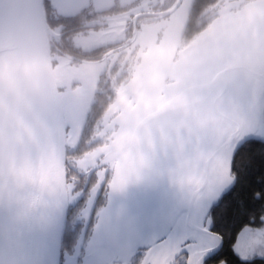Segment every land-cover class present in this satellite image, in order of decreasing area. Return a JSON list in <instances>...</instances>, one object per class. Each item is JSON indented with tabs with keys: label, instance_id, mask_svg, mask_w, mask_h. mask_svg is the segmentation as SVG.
I'll return each instance as SVG.
<instances>
[{
	"label": "water",
	"instance_id": "obj_1",
	"mask_svg": "<svg viewBox=\"0 0 264 264\" xmlns=\"http://www.w3.org/2000/svg\"><path fill=\"white\" fill-rule=\"evenodd\" d=\"M44 2L0 0V264H57L60 256L65 127ZM240 33L235 60L195 74L204 82L135 129L96 230L95 242L109 254H130L166 237L179 214L190 242L198 234L217 238L188 264H203L218 247L220 237L196 220L211 189L228 184L231 148L253 138L264 112V10L246 17Z\"/></svg>",
	"mask_w": 264,
	"mask_h": 264
},
{
	"label": "flooded vegetation",
	"instance_id": "obj_2",
	"mask_svg": "<svg viewBox=\"0 0 264 264\" xmlns=\"http://www.w3.org/2000/svg\"><path fill=\"white\" fill-rule=\"evenodd\" d=\"M216 1L204 4L190 0L184 7L185 0H104L102 4L93 0H45L54 74L59 66L95 67L99 73L89 101L84 98L85 89L75 82L68 91L67 86L64 88L70 95L67 101L64 93H59L68 203L57 264H188V250L165 248L166 237L120 255L106 252L95 242V235L108 207L116 165L129 151L135 129L171 99L204 82L195 78L204 57H193L190 52L210 38L208 28L229 25L226 15L212 12ZM179 13L186 20L177 52L144 59L142 50L148 42L141 37L156 28L163 31L167 20L172 15L179 18ZM154 39L148 46L161 42L160 37L157 44ZM145 69L151 73L165 70L152 88ZM149 90L155 93L150 95ZM186 241L194 243L188 238Z\"/></svg>",
	"mask_w": 264,
	"mask_h": 264
},
{
	"label": "rangeland",
	"instance_id": "obj_3",
	"mask_svg": "<svg viewBox=\"0 0 264 264\" xmlns=\"http://www.w3.org/2000/svg\"><path fill=\"white\" fill-rule=\"evenodd\" d=\"M96 4L104 3V0H93ZM188 2V3H187ZM190 0H185L184 7L189 4ZM189 6V5H187ZM187 8V7H186ZM209 8V7H208ZM208 8L206 10H208ZM212 12L216 13L218 16L226 15L228 17L229 25L226 27H220L217 29H209L206 31L207 35H211L207 41H204L199 47H195L191 50L193 57L196 54H202L204 57L201 60L200 65L198 66L195 73L199 76L201 73L207 70H211L214 67L227 65L238 56V47H239V36L242 30L243 24L252 12L264 10V0H217L216 4L211 8ZM178 15H172L163 28H156L153 33L143 35L141 38L143 42H149L153 40L157 44L159 37L161 42L157 46L148 44L145 46V49L142 50L144 59L157 58V56L168 57L174 55L179 46L180 31L184 27L185 17L183 14L179 13ZM159 36V37H158ZM165 70L158 71L157 73H151L148 69H145L144 73L147 74L146 79L149 80L150 86L157 82V79H160ZM57 76L56 84L57 90L59 93H64L65 101L69 98L68 86L73 84V82L79 84V86L84 90L85 89V99L89 101L93 98L99 73L97 69L83 66V67H73V68H63L59 66L58 70L55 71ZM54 74V75H55ZM194 74V73H193ZM67 86V91L64 89ZM5 91L2 70L0 67V106L3 101V93ZM150 95L154 94V90H149ZM259 120L257 121L256 129L251 133L253 138L264 140V118H262V113L257 116ZM1 118V117H0ZM1 123V119H0ZM239 143L237 141L235 145L231 148V151ZM124 157V156H123ZM117 163V160H115ZM233 182V175L229 173L227 178V186ZM186 217L184 214H179L176 216L175 222L172 226V230L166 235L165 248L174 246L182 247L188 250V257L192 254H198L204 250H209L210 248L217 245V238L213 235H202L198 234V240L194 243H189L186 241V228H185ZM198 221V222H197ZM197 224L201 229L207 231L209 224L208 218V204L205 207H201L198 214ZM264 227V226H263ZM251 231L255 232L259 230L258 228H249ZM236 255L243 260H252V258H262L260 253L264 251V248L258 249L255 253L241 250L239 248H234ZM178 250L176 251V255ZM192 262V259H189V263ZM223 264V263H220Z\"/></svg>",
	"mask_w": 264,
	"mask_h": 264
},
{
	"label": "snow or ice",
	"instance_id": "obj_4",
	"mask_svg": "<svg viewBox=\"0 0 264 264\" xmlns=\"http://www.w3.org/2000/svg\"><path fill=\"white\" fill-rule=\"evenodd\" d=\"M250 143L255 144L258 142L250 141ZM259 143V157L264 158V142ZM243 150L244 146L242 145L234 154L232 160L231 167L238 174L237 179L226 187L219 185L211 189L208 200V218L212 222L208 224V232H216L223 224L232 221L237 213L249 210L256 203H264V188H261V194L259 196L255 195L256 186L255 181L251 179V170L247 164L240 162V156ZM245 179L249 180L248 184L243 183ZM260 224L264 226V215L260 216ZM219 235L220 243L218 247L204 257L203 264H211L212 261L223 255L226 244L230 246L229 251L234 248H239L255 253L258 249L264 248V227L253 232L246 225L235 235L234 241L229 235L227 239H225L223 234ZM260 255L264 258V251ZM235 264H254V261L236 260Z\"/></svg>",
	"mask_w": 264,
	"mask_h": 264
},
{
	"label": "trees",
	"instance_id": "obj_5",
	"mask_svg": "<svg viewBox=\"0 0 264 264\" xmlns=\"http://www.w3.org/2000/svg\"><path fill=\"white\" fill-rule=\"evenodd\" d=\"M201 1L204 4H207L209 0H201ZM262 116H263L262 118H264V112ZM250 141H256L258 143L253 144L250 143ZM259 142H264V140L255 139V138L246 139L245 142L236 145V147L233 150L234 152L232 156V160H233L234 154L241 148L242 145L244 146V150L241 152L240 162L243 164H247L249 169L251 170V179L255 181V186H256L255 195L257 196L261 194L260 192L261 188H264V158L259 157V153H260ZM230 172L233 175V182H234L237 179L238 174L232 170V167H230ZM243 183L248 184L249 180L245 179ZM261 215H264V203H256L249 210L245 212L237 213L232 221L223 224L221 227H219L216 230V232L213 233L218 237H220L219 234H223L225 236V239H227L229 235V237L234 241L235 235L238 234V232L246 225L249 228L250 227L261 228L262 226L260 224ZM210 222L212 221L209 220V223ZM229 248L230 246L226 244L224 254L218 257L216 260L212 261L211 264H220V263L235 264L236 260L243 261V259H240L236 255L234 249L229 251ZM250 261H254V264H264V258H252V260Z\"/></svg>",
	"mask_w": 264,
	"mask_h": 264
},
{
	"label": "bare ground",
	"instance_id": "obj_6",
	"mask_svg": "<svg viewBox=\"0 0 264 264\" xmlns=\"http://www.w3.org/2000/svg\"><path fill=\"white\" fill-rule=\"evenodd\" d=\"M8 124H9V122L6 121L5 124H4V126H3V129H2L3 131H2V137H1V140H2L3 137L5 136V133L8 131V129H7ZM3 141H4V140H2L1 144L3 143Z\"/></svg>",
	"mask_w": 264,
	"mask_h": 264
},
{
	"label": "crops",
	"instance_id": "obj_7",
	"mask_svg": "<svg viewBox=\"0 0 264 264\" xmlns=\"http://www.w3.org/2000/svg\"><path fill=\"white\" fill-rule=\"evenodd\" d=\"M263 227V226H262Z\"/></svg>",
	"mask_w": 264,
	"mask_h": 264
}]
</instances>
